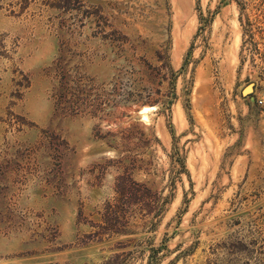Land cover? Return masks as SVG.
Masks as SVG:
<instances>
[{"label": "rangeland", "instance_id": "374dc122", "mask_svg": "<svg viewBox=\"0 0 264 264\" xmlns=\"http://www.w3.org/2000/svg\"><path fill=\"white\" fill-rule=\"evenodd\" d=\"M263 92L264 0H0V264H264Z\"/></svg>", "mask_w": 264, "mask_h": 264}, {"label": "built area", "instance_id": "2783aa9c", "mask_svg": "<svg viewBox=\"0 0 264 264\" xmlns=\"http://www.w3.org/2000/svg\"><path fill=\"white\" fill-rule=\"evenodd\" d=\"M255 101L259 107L264 108V92L256 96Z\"/></svg>", "mask_w": 264, "mask_h": 264}, {"label": "water", "instance_id": "95a60500", "mask_svg": "<svg viewBox=\"0 0 264 264\" xmlns=\"http://www.w3.org/2000/svg\"><path fill=\"white\" fill-rule=\"evenodd\" d=\"M247 89L252 91V90H253V86L250 85V86L246 87V88L243 90V95H247V94H249V92L245 93V91H246Z\"/></svg>", "mask_w": 264, "mask_h": 264}, {"label": "bare ground", "instance_id": "6f19581e", "mask_svg": "<svg viewBox=\"0 0 264 264\" xmlns=\"http://www.w3.org/2000/svg\"><path fill=\"white\" fill-rule=\"evenodd\" d=\"M247 92H249V93H250V92H251V90H248V89H247V90L245 91V93H247Z\"/></svg>", "mask_w": 264, "mask_h": 264}]
</instances>
